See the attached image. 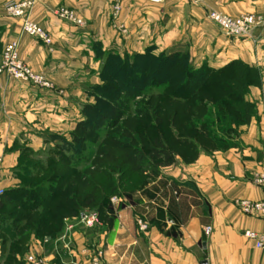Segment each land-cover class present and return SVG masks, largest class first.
<instances>
[{"label": "crops", "instance_id": "crops-1", "mask_svg": "<svg viewBox=\"0 0 264 264\" xmlns=\"http://www.w3.org/2000/svg\"><path fill=\"white\" fill-rule=\"evenodd\" d=\"M3 1L0 45L16 39L20 58L51 87L0 76V189L11 188V170L23 149L42 152L50 137L68 136L81 119L80 106L89 101L84 86L100 81L91 41L105 49L125 36L123 46L130 41L135 50L151 41L159 51L182 50L195 63L204 60L215 68L239 61L258 70L259 80L247 94L256 113L243 127L238 146L201 154L170 178L162 176L119 197L106 209L107 224L96 239L103 245L104 264H264V248H254L243 236L244 230L264 232V220L236 205L264 200V187L252 180L254 172H264V24L247 37L234 38L207 17L208 10L264 15V0H205L200 5L122 0L117 18L111 17L112 0H36L30 18L47 30L50 45L22 33L17 17L3 14ZM59 5L72 10L85 28L55 16L52 10ZM175 182H190L196 190ZM206 226L212 228L208 235ZM47 248L41 244L35 251L46 257L52 253ZM0 257V264H11Z\"/></svg>", "mask_w": 264, "mask_h": 264}, {"label": "rangeland", "instance_id": "rangeland-1", "mask_svg": "<svg viewBox=\"0 0 264 264\" xmlns=\"http://www.w3.org/2000/svg\"><path fill=\"white\" fill-rule=\"evenodd\" d=\"M5 1L2 3V12L10 16L3 9ZM192 3L195 5L202 4L196 3L193 0ZM113 5L114 0L111 2V14ZM241 15H254L255 17L264 19L262 13ZM111 17L113 18V16ZM83 23L84 25L79 26L84 29L86 25L84 21ZM126 38L127 40L129 39L125 36L117 38L119 41L122 39V41H114L105 49L101 42L91 41L89 46L93 59L100 62L98 70L100 81L93 85L87 84L84 86L85 93L89 98V101L85 103H93L94 94L105 96L103 95V91L99 90L98 87L102 84L99 74L105 62L104 54L106 52L119 56L120 60L126 59L129 64L136 60L134 58L136 55H141L144 52H146V55L149 54L152 56H157L161 52H169L167 50L159 51L151 41L136 50L131 48L130 41L127 47H125L123 43ZM12 41L17 42L18 53V41L16 39L10 40L4 45H0V60L5 45ZM51 43L52 40L47 45ZM99 47H101L104 54L100 55L95 51ZM178 51L185 52L182 50ZM18 57L22 60L19 54ZM189 58L194 67L201 65L208 66L204 60L195 63V60L190 54ZM141 61L139 59L137 60V66H140ZM208 68L219 69L213 66H208ZM138 73L148 76L147 79L151 75V72L147 71H138ZM5 77L8 78L7 76ZM21 81L38 87H51L49 82V86H42L27 80ZM175 86L173 85L171 88ZM146 88L142 96L126 104V114L119 126L114 129L101 127L96 132L85 133L81 135L82 139L78 143H71L70 134L68 136L58 135L57 137H50L51 144H47L40 153H33L28 148L23 149L20 160H17L15 167L11 170V188L9 189L21 191L18 196L23 192H32L34 195L40 194L44 199H46L48 192H54L55 196H58V199L52 205V213L50 212L51 214L48 217H44L45 225L41 226L37 231L38 235L41 236H36L34 233L37 230L36 225L38 220L46 211L41 210V206L37 204L34 206L35 210L31 212L22 214L20 210L22 208L21 202L24 205H28V194L26 195L28 197H22L25 198L23 199L25 200L24 202L21 201L22 199L20 197L19 199H12L9 205L4 206L3 210L5 213L0 214V254L4 256L5 263L21 264L22 261L25 262V257L30 251L36 253L35 246L47 244L48 251L50 253L52 252L51 255H47L46 258L36 253L47 264H104L103 245L100 246L98 244L96 237L106 227L107 215H105V212L110 204H112L110 198L113 196L118 198L124 197L136 191L143 190L148 184L162 176L170 178L171 173L180 169L185 163L194 161L201 154L211 155L214 152L225 151L238 146L243 127L249 123H237L233 117H229L230 115L227 116V111H224V109L218 110L214 105L208 104L203 107L197 101L184 102L182 99H177L174 93H172L171 88L166 87V89H161L154 87L150 85V81H147ZM247 94L248 92L245 94V100L253 106L255 111V102L248 100ZM120 104L123 105L124 103ZM138 110L149 113L148 116L150 119L148 122H145L141 117L136 115L135 112ZM82 111L81 104L80 115H82ZM223 111L226 112L224 117L221 116ZM175 112L178 114L177 117H174ZM154 113H159L157 116L160 117L159 120H161V123H157V118L156 116L154 117ZM188 120L194 123L192 129H188L189 126L186 125ZM196 129L206 131L211 135L196 134L194 132ZM109 135L116 137V141L114 142H118L120 137L130 136V148H138L144 153H147V145L152 143L153 138L157 135L162 138L163 147L170 153L171 160L163 163L161 158H152L150 165L144 163L140 168H136L132 163H122L125 151L124 149H114L111 144L113 138L109 139ZM99 149H102L104 153L100 154ZM94 161H96L97 165H93ZM116 164L118 165L116 166ZM261 172L263 171L253 173L252 180L254 183V175ZM62 176L68 178L64 182V185H61L59 182ZM89 179L91 183L85 185L84 182ZM58 188L61 190L57 193L56 189ZM68 190L74 192L73 195L75 198L73 196L71 200H66V203H63L60 198ZM91 198L92 201L88 203L87 200H91ZM69 205H73L74 208L79 205L77 207L79 212L70 215L67 210H63L64 206ZM84 213H94L97 216V223L91 228L86 227L81 221V215ZM16 218L18 225L14 226L12 224ZM42 234L48 235L42 236ZM27 244L29 245L25 252L24 248H26Z\"/></svg>", "mask_w": 264, "mask_h": 264}, {"label": "trees", "instance_id": "trees-1", "mask_svg": "<svg viewBox=\"0 0 264 264\" xmlns=\"http://www.w3.org/2000/svg\"><path fill=\"white\" fill-rule=\"evenodd\" d=\"M95 51L100 55L104 54L101 47L97 50L95 49ZM104 56L105 62L99 74L102 84L98 89L103 91V95L105 96L94 94L93 103L82 104V119L76 123L75 128L70 132L71 143L80 142L82 139L81 135L88 132H96L101 127L114 129L119 126L126 114V104L144 94V91L147 89V81H150V85L161 89H166V87L171 88V86L176 85L171 88L175 98L182 99L184 102L197 101L203 107L211 104L217 107L218 110L224 109V111H227V116L230 115L229 117H233L239 124L249 122V119L255 114L253 106L246 102L245 94L251 86L258 83L259 72L239 61L231 62L219 69H210L206 65L194 67L190 62L189 54L178 50L161 52L157 56L146 55V52H144L141 55H136L134 57L136 60L130 64L126 59L120 60L119 56L108 52ZM138 59L142 60L140 66H137ZM138 71L151 72V75L147 79L148 76L139 74ZM119 102L124 104L122 105ZM224 111L222 112V117L226 113ZM135 113L145 122H148L150 119L149 113L146 111L138 110ZM158 114L154 113V117L156 116L157 123H161L160 117L157 116ZM177 115V112H175L174 117H177ZM186 125L189 126L188 129L194 127V123L191 120H188ZM194 132L207 136L211 135L206 131H200V129H196ZM129 137H120L118 142H114L116 141V137L109 135V139L113 138V141H111L113 148L117 150L124 149L125 151L122 163H132L136 168H140L144 163L150 165L152 158H161L163 163L171 160L170 153L163 147L162 138L157 135L153 138L152 143L147 145V153L135 147L130 148ZM99 151L100 154L104 153L102 149H99ZM93 165H97L96 161L93 162ZM67 179L66 176H62L59 180L60 184L64 185ZM90 183V179L84 182L85 185H89ZM175 183L194 191L196 190L190 182ZM94 187L96 188V186ZM60 190L58 188L56 192L58 193ZM20 192L11 189L2 190V194L0 195V214L5 213L3 210L4 206L9 205L12 199H19L21 197V201L24 202L25 200L23 199L28 197L26 196L28 194V205H24L21 202L22 208L20 210L22 214L35 210L34 206L36 204L41 206V210L47 212L42 214L36 225L37 230L34 235L41 236L38 235L37 231L41 226L45 225L44 217H48L52 213V205L57 202L58 196H55L54 192H48L46 199L42 198L40 194L34 195L32 192H23L18 196ZM73 194L72 190L65 191L64 196L66 197L63 196L60 200L66 203V200L73 198ZM87 201L88 203L91 202L92 198ZM77 207L79 205L75 208L73 205L64 206L63 210H67L70 215H74L79 212ZM12 225H18L17 218ZM44 235L48 234H42V236ZM28 245L24 248L25 252Z\"/></svg>", "mask_w": 264, "mask_h": 264}, {"label": "built area", "instance_id": "built-area-1", "mask_svg": "<svg viewBox=\"0 0 264 264\" xmlns=\"http://www.w3.org/2000/svg\"><path fill=\"white\" fill-rule=\"evenodd\" d=\"M150 3H161L163 0H147ZM196 3H203L205 0H193ZM36 0H7L3 4V9L6 14L17 17L20 21V29L22 33L30 35L43 43H50L51 37L47 30L39 24L32 21L30 18L31 11L35 5ZM121 8V0H114L112 7V16L116 18ZM53 14L62 20L72 22L77 25H84L83 21L75 16L72 10L58 6L53 10ZM207 17L215 23L221 32L229 37L243 38L247 37L252 29L257 25L264 24V19L255 17L254 15H241L237 17H231L219 13L217 11L207 12ZM0 75H5L8 78L27 80L34 82V84L49 86L47 80L42 75L33 72L22 60L19 59L17 53V42L12 41L5 45L2 58L0 60ZM254 181L260 186L264 187V172L256 173L254 175ZM2 189H0V195ZM118 201V197L113 196L110 198L111 203ZM241 211L247 215L257 216L264 220V200L252 201V200H240L237 202ZM82 223L91 228L97 223L96 214L84 213L81 215ZM140 228L145 226L140 224ZM211 232V227L206 226L204 233L207 235ZM244 236L247 240L252 242L254 248H264V232H257L254 230H245ZM26 264H47L38 257L35 252L30 251L25 257Z\"/></svg>", "mask_w": 264, "mask_h": 264}]
</instances>
